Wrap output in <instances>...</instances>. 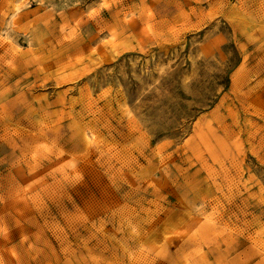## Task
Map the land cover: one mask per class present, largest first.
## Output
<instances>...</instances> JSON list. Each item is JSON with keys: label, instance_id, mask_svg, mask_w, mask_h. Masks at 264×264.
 <instances>
[{"label": "rangeland", "instance_id": "1", "mask_svg": "<svg viewBox=\"0 0 264 264\" xmlns=\"http://www.w3.org/2000/svg\"><path fill=\"white\" fill-rule=\"evenodd\" d=\"M0 264H264V0H0Z\"/></svg>", "mask_w": 264, "mask_h": 264}, {"label": "bare ground", "instance_id": "2", "mask_svg": "<svg viewBox=\"0 0 264 264\" xmlns=\"http://www.w3.org/2000/svg\"><path fill=\"white\" fill-rule=\"evenodd\" d=\"M10 50L12 51V53H13V51H15V50H13V48L12 47H10ZM17 51V50H16ZM93 145H95V144H93Z\"/></svg>", "mask_w": 264, "mask_h": 264}]
</instances>
